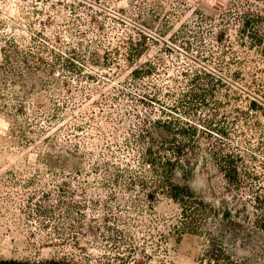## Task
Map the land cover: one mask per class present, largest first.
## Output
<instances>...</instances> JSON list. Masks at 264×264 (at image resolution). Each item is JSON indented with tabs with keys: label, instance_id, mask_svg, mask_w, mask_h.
Here are the masks:
<instances>
[{
	"label": "rangeland",
	"instance_id": "obj_1",
	"mask_svg": "<svg viewBox=\"0 0 264 264\" xmlns=\"http://www.w3.org/2000/svg\"><path fill=\"white\" fill-rule=\"evenodd\" d=\"M230 1L0 0V35L13 36L18 44L7 49L6 56L0 37L1 259L65 264H264V233L253 225L251 207L248 213L241 207L245 198L264 195V112L251 118V123L260 121L251 128L236 119L237 131L228 140L261 173V179L248 181L240 189L229 188L211 161H200L187 175V184L214 206L196 233H177L175 205L161 202L151 210L137 193H118L120 186L104 175V162L115 160L108 148H119L109 136L106 120L125 116L135 106V101L121 94L122 109L110 107L114 87L127 86L130 72L123 54L112 56L113 48L120 43V53H125L123 40L131 35L138 38L136 29L144 28L158 38V43L149 42L141 62L160 58L161 72L176 75L190 66L241 68L242 77L232 87L242 100L227 108L230 122L236 114L232 107L247 104V92L264 91V82L253 85V77H258V83L264 79V74L255 72L256 67H264L260 55L254 50L242 52L235 45L243 63L231 60L232 53L220 62L221 52L208 26L196 22L199 11L217 20ZM182 29L180 41H190L195 48L200 43L189 30L205 36L208 59L203 61L196 49L185 50L179 41L170 42L173 33ZM230 32L234 40L235 31ZM106 54L119 61L120 68L104 58ZM130 120L135 118L129 114L121 125L120 140ZM66 150L84 155L79 173L63 165L59 155L69 157ZM121 156L125 161L127 157ZM98 163L100 170L95 167ZM224 204L232 207L231 216L223 214ZM131 205L141 209L135 211Z\"/></svg>",
	"mask_w": 264,
	"mask_h": 264
},
{
	"label": "trees",
	"instance_id": "obj_2",
	"mask_svg": "<svg viewBox=\"0 0 264 264\" xmlns=\"http://www.w3.org/2000/svg\"><path fill=\"white\" fill-rule=\"evenodd\" d=\"M196 22L198 25L208 26L209 34L214 37L217 48L220 49V62L224 61L227 54L232 53L234 57L231 60L238 65L243 63L237 56L235 45L242 52L256 51L264 62V0H231L217 20L199 11ZM143 25L147 27L146 23ZM162 28L161 33L164 32ZM231 30L235 31L234 40L231 38ZM189 31L194 32L193 36L200 43L198 48L190 41H180L184 39L181 34L183 29L174 32L170 42H181L187 51L196 49L205 61L208 59L203 48L205 36L198 30ZM136 33L138 38L131 35L123 40L127 44L125 53H120V43L117 48H113L112 56L123 54L130 72L127 75V86L121 84V88L114 87L115 93L111 98L113 105L110 107L113 110L122 109L119 100L121 94L135 101V106L127 109L128 113H123L125 116L106 120L111 128L109 136L119 148H108L109 157L115 160L104 162V175L114 185L120 186L118 193H137V196L147 201L146 207L151 210L161 202L175 205L179 209L178 216L173 218L177 233H196L214 209L185 181L200 161H211L229 188L240 189L248 181L261 179V173H257L246 162L243 154L235 152L228 140L233 131H237L236 119L247 128L260 125L259 120L251 123V118L257 112H264V91L258 88L253 94L247 92V104L232 107V112L236 114L235 119L230 122L228 117L231 112L227 108L233 102L242 100L232 87L242 77L241 68L212 70L207 66H190L176 75L161 72L162 59L141 62L142 55L149 48V42L158 43V38L148 35L144 28L136 29ZM0 37L5 43L1 49L6 56L7 49L18 48L15 37ZM106 55L104 58L112 60V65L120 68L119 61H114L113 57L107 58L110 54ZM255 72L264 74V67H256ZM253 79V85L264 82V79L259 78L258 83L257 76ZM129 114L135 121H129L126 134L120 140V133L124 130L121 125ZM66 152L70 153L69 157L59 155L63 165H69L73 167V172L79 173L84 155L77 151ZM122 154L127 157L125 161L122 160ZM95 167L100 170L99 163ZM222 207L223 214L231 216L232 207L226 204ZM241 207L247 213L248 207H251L252 223L264 233V195L257 194L249 200L245 198ZM131 208L135 211L141 209L138 205H131ZM0 264L65 263L55 260L24 262L0 258Z\"/></svg>",
	"mask_w": 264,
	"mask_h": 264
}]
</instances>
